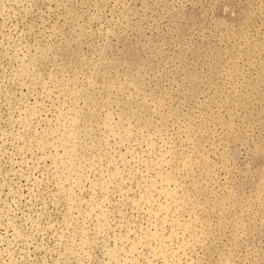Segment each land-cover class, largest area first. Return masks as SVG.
Wrapping results in <instances>:
<instances>
[{
  "label": "rangeland",
  "instance_id": "obj_1",
  "mask_svg": "<svg viewBox=\"0 0 264 264\" xmlns=\"http://www.w3.org/2000/svg\"><path fill=\"white\" fill-rule=\"evenodd\" d=\"M0 264H264V0H0Z\"/></svg>",
  "mask_w": 264,
  "mask_h": 264
}]
</instances>
